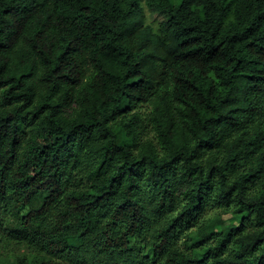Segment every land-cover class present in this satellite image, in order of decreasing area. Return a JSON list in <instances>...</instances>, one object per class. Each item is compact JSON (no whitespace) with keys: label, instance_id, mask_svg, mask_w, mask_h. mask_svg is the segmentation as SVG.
<instances>
[{"label":"trees","instance_id":"obj_1","mask_svg":"<svg viewBox=\"0 0 264 264\" xmlns=\"http://www.w3.org/2000/svg\"><path fill=\"white\" fill-rule=\"evenodd\" d=\"M0 264H264V0H0Z\"/></svg>","mask_w":264,"mask_h":264},{"label":"rangeland","instance_id":"obj_2","mask_svg":"<svg viewBox=\"0 0 264 264\" xmlns=\"http://www.w3.org/2000/svg\"><path fill=\"white\" fill-rule=\"evenodd\" d=\"M148 12L150 18L157 22L166 20L170 17L168 11H166L163 7H161L157 3L153 4V6L150 9H148Z\"/></svg>","mask_w":264,"mask_h":264}]
</instances>
